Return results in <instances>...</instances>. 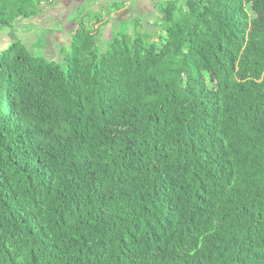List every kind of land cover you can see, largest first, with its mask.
Instances as JSON below:
<instances>
[{"label":"trees","instance_id":"1","mask_svg":"<svg viewBox=\"0 0 264 264\" xmlns=\"http://www.w3.org/2000/svg\"><path fill=\"white\" fill-rule=\"evenodd\" d=\"M146 5L0 51V264H264V0Z\"/></svg>","mask_w":264,"mask_h":264},{"label":"rangeland","instance_id":"2","mask_svg":"<svg viewBox=\"0 0 264 264\" xmlns=\"http://www.w3.org/2000/svg\"><path fill=\"white\" fill-rule=\"evenodd\" d=\"M149 1L154 4L158 0H127L125 9L122 0H44L36 17L20 20L16 32L6 31L0 34V51L14 41H22L38 55L61 65V49L67 45L71 33L80 25L91 29L104 18L108 21L105 33L112 27L126 29L130 33L137 19L143 24L148 22L153 25L151 15L148 14L153 10L146 5ZM109 34H112V30L105 36L110 37ZM152 34L153 40L157 41L160 31L152 30Z\"/></svg>","mask_w":264,"mask_h":264},{"label":"crops","instance_id":"3","mask_svg":"<svg viewBox=\"0 0 264 264\" xmlns=\"http://www.w3.org/2000/svg\"><path fill=\"white\" fill-rule=\"evenodd\" d=\"M66 0H64V2H65ZM67 1H69V0H67ZM123 1V3L122 4H125V6H124V8L123 9H125L126 8V6H127V0H122Z\"/></svg>","mask_w":264,"mask_h":264}]
</instances>
